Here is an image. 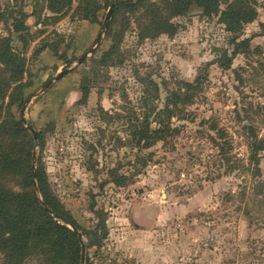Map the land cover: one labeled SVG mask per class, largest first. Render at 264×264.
I'll list each match as a JSON object with an SVG mask.
<instances>
[{
  "label": "rangeland",
  "instance_id": "374dc122",
  "mask_svg": "<svg viewBox=\"0 0 264 264\" xmlns=\"http://www.w3.org/2000/svg\"><path fill=\"white\" fill-rule=\"evenodd\" d=\"M92 1L100 6L96 23L75 15L77 1L63 16L43 7L40 18L28 17L25 23L37 37L25 49L11 21L0 19V38L10 37L25 58L23 79L0 100V140L10 120L24 118L42 135L33 164L39 161L52 195L83 229L97 224L92 205L104 213L107 238L101 246L87 248L81 236L83 264H264V151L260 175L253 176L248 147L253 135L264 140V0H253L257 18L239 38L250 39L249 51L236 55L227 70L217 58L222 50L232 53L230 36L218 17L204 16L201 8L192 5L173 18V36L152 38L143 35L151 34L143 8L131 10L128 0ZM112 1L111 35L124 63L98 68V79L82 99L81 80L92 76L94 62L112 44L108 26L97 50L82 63L77 60L96 45ZM36 2L0 0V12L16 7L30 14ZM43 41L57 46L60 57L41 48ZM63 70L64 76L41 92ZM147 77L158 85L160 108L178 82L203 81L192 104L171 120L174 134L139 152L127 144L122 122L107 123L97 110L119 112L125 94L137 110L145 88L141 79ZM10 94L21 101L7 109ZM112 168L127 178L125 185L110 182ZM3 185L20 192L16 179Z\"/></svg>",
  "mask_w": 264,
  "mask_h": 264
},
{
  "label": "trees",
  "instance_id": "16d2710c",
  "mask_svg": "<svg viewBox=\"0 0 264 264\" xmlns=\"http://www.w3.org/2000/svg\"><path fill=\"white\" fill-rule=\"evenodd\" d=\"M75 1L79 2L74 11L75 15L82 20L96 23L100 6L92 0H37L30 14L21 8L6 7L0 12V19L11 21L12 32L18 36L19 42L25 49L37 37L36 34H30L29 26L25 23L28 17L40 18L43 7L51 14L66 15ZM128 1L131 10L138 6L144 9L142 17L147 21L146 32L151 33L143 34L144 37L153 38L162 34L173 36L177 32V26L171 20L184 16L190 7L195 5L203 10L204 16L218 17V22L223 25L230 36L228 44L234 48L231 54H228L227 50L221 51L220 57L217 58L220 68L229 69L236 55L249 51L250 39L239 40V38L244 26L253 23L257 18L253 0H137L134 3L133 0ZM45 19L52 20L53 18L45 17ZM108 35L111 37L112 44L101 58L94 62L96 67L92 76L83 78L80 82L82 99L87 98L92 82L98 79L100 72L98 68L113 67L116 61L120 65L124 63L119 41L116 36L111 35V24L108 25ZM62 41L60 39L58 45ZM11 43L10 37L0 38L1 101L4 100L8 87L23 79L25 73V58L22 53L15 50ZM41 48H52V51L59 55L57 46L49 42L43 41ZM71 62V60L66 61L67 64ZM142 81L145 88L137 110L130 104L126 94L122 96L124 104L119 112L105 111L103 108L97 110L100 119L107 123L121 121L122 129L129 131L127 144L139 152L150 149L158 141L163 142L168 135L174 134L176 128L171 126V120L182 113V106L192 104L195 94L201 89L203 80L197 77L191 83L178 82L177 88L168 93L161 108L157 103L159 90L156 82L149 77L141 79ZM22 86L17 85L16 87L18 89ZM20 101L19 96L14 97L10 94L7 109ZM24 124L26 123L20 120L15 122L10 120V123L6 125L8 129L3 127L1 130L0 249L4 254V264H26L31 259L40 258L43 264H83L81 262L83 240L69 226L75 228L82 237L87 238V248H99L102 241L107 238L104 213L95 210V206L92 205L91 209L98 218L97 224L94 229L86 230L65 210L57 198L52 195L39 161L33 164V151L41 143L42 135L36 132L37 138L34 139L33 135L23 128ZM24 133L28 134L29 141L27 142ZM3 136L8 137V142ZM10 137L15 141L12 142ZM9 141L10 144H8ZM248 147L250 163L257 171L253 176H259L260 153L264 151V140L253 135ZM219 149L225 153L224 148ZM145 165L146 162H143V166ZM117 170V168L110 170L113 176L110 182L121 187L126 184L127 178L117 175ZM7 179H16L20 192L6 189L3 183ZM33 179L41 200L35 192ZM257 186L259 189L263 187L262 184ZM41 202L45 204L46 209Z\"/></svg>",
  "mask_w": 264,
  "mask_h": 264
},
{
  "label": "water",
  "instance_id": "95a60500",
  "mask_svg": "<svg viewBox=\"0 0 264 264\" xmlns=\"http://www.w3.org/2000/svg\"><path fill=\"white\" fill-rule=\"evenodd\" d=\"M113 10H114V1H112L111 6L109 7V9H108V11H107V14H106V16H105L104 23H103V26H102V30H101L100 34L98 35V37H97V39H96V45H95L90 51H88L87 53H85L83 56H81V57L77 60V63H78V64L82 63V62L87 58L88 54H93V53L97 50V46L99 45V43H100V41H101V39H102V35H103V33L105 32V30H106V28H107V26H108V24H109V21H110V19H111V16H112V12H113ZM65 73H66V70H63V71L59 72V74H58L57 76H55L54 78H52V79H50L49 81H47V82L44 84V86H43L41 92H43V91L49 89V87H50L54 82H56L57 80L61 79V78L64 76ZM21 120H22V122H24V118H21ZM26 128H27L28 131L33 135L34 139H36V138H37V135H36L35 130L32 128V126H30L29 124H26ZM35 158H36V156H35V152H34L33 155H32L33 163H34V161H35ZM34 177H35V176H34V173H33V178H34ZM33 181H34V179H33ZM34 189H35V192H36V194H37L39 200H41V199H40V196H39V194H38V190H37V186H36L35 181H34ZM41 204H42V206L46 209L45 204L42 203V202H41ZM50 214H52V212H50ZM69 227H70V229H71L72 231H74L75 233L78 234L79 238H81L82 235H81V234H80L75 228H73V227H71V226H69ZM84 251H85V245H84V243L82 242V244H81V262H82V263H83V261H84Z\"/></svg>",
  "mask_w": 264,
  "mask_h": 264
}]
</instances>
